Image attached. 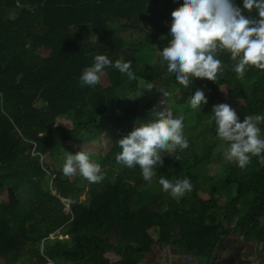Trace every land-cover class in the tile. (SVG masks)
<instances>
[{
  "label": "trees",
  "instance_id": "16d2710c",
  "mask_svg": "<svg viewBox=\"0 0 264 264\" xmlns=\"http://www.w3.org/2000/svg\"><path fill=\"white\" fill-rule=\"evenodd\" d=\"M182 2L0 0V259L5 264H143L157 245L200 257L204 264H224L217 252L226 251V236L264 245V166L252 157L245 169L227 160L216 175L204 168L218 145L206 115L213 105L231 100L242 101L234 108L241 121L264 115V70L249 67L241 81L232 71L236 62L223 52L217 81L177 84L157 51L171 39V12ZM236 3L242 8L241 0ZM245 15L255 18V9ZM121 27L132 31L122 33ZM96 54L113 62L131 60L136 79L108 68L109 84L81 87V71ZM127 81L157 85L184 117L189 148L178 152L179 160L177 153L162 152L157 172L172 181L190 178L192 190L182 198H171L155 180L149 187L138 167L116 163L117 141L134 127L131 115L144 113L147 105L160 112L159 95L138 107L123 87ZM196 88L208 99L201 110L189 107ZM61 116L73 123L71 130L58 125ZM75 133L85 142L111 138L110 149L96 158L101 181L78 173L65 177L46 162ZM222 196L228 226L219 216Z\"/></svg>",
  "mask_w": 264,
  "mask_h": 264
},
{
  "label": "clouds",
  "instance_id": "9594fccd",
  "mask_svg": "<svg viewBox=\"0 0 264 264\" xmlns=\"http://www.w3.org/2000/svg\"><path fill=\"white\" fill-rule=\"evenodd\" d=\"M241 2L242 8L237 6L236 0H183L171 12V39L163 50L158 49L157 55L177 84L187 88L195 78L217 81L218 73L224 71L219 58L223 52L236 62L232 71L241 81L249 67L264 70V0ZM253 9L255 18L245 15V10L251 12ZM108 68L118 70L129 80L136 79L131 60L120 57L113 62L105 54H96L92 63L82 69L79 85L95 88ZM145 88L150 92L153 85L149 83ZM164 98L168 101L167 93ZM206 104L208 99L204 90L196 88L189 107L201 110ZM151 115L153 119L149 122L134 121L133 129L117 141L120 151L115 155L116 163L127 168L138 167L149 187L155 180L161 191L171 198H182L192 190L190 178L172 181L157 172L164 163L162 152L177 153L175 159L179 160L178 152L189 148V139L184 134V117L174 116L169 107ZM206 116L215 126V137L221 142L227 161L245 169L252 157H256L264 166V130L261 128L264 115H246L241 121L236 109L222 102L213 105L211 114ZM61 170L65 177L79 173L89 182L103 179L101 165L93 162L89 152L84 150L75 154L66 152Z\"/></svg>",
  "mask_w": 264,
  "mask_h": 264
},
{
  "label": "rangeland",
  "instance_id": "374dc122",
  "mask_svg": "<svg viewBox=\"0 0 264 264\" xmlns=\"http://www.w3.org/2000/svg\"><path fill=\"white\" fill-rule=\"evenodd\" d=\"M76 30H81L79 26L75 27ZM131 29L121 27L120 32L122 33H128L131 32ZM91 37H94L93 34H89ZM101 82L103 84H109V75L107 72L104 73V75L101 78ZM136 81H127L123 87H125V90L128 91V94L131 96L132 100L134 102H137L138 107H141L140 105L147 103L148 100L152 98L153 95H159V99L157 102V108L159 111H165L167 110V107H169L173 113L174 116H179V108L174 104L172 96H168V101L165 100L164 95H161L159 90H157V85L153 86L152 90L149 92L145 87H140L135 84ZM139 97V100L137 99ZM233 108H239L242 104V101H235L231 100L228 102ZM150 106H144L142 113L140 110L137 111L136 114H132V125H134V121L137 119L142 120L144 122H148L149 117L152 116V109L149 108ZM58 125L61 127H64L68 130H71L74 126L73 123L66 119L65 117L61 116L57 119ZM107 123L110 125V127H114V125L110 124V121L107 120ZM262 130H264V125H261ZM120 132L121 129H118ZM184 134L186 136V126L184 129ZM264 135V133H262ZM78 134H73L71 139H68L61 148L60 154L56 155L52 158H47L46 162L51 165L56 171H62V164L64 161V158L66 156V152H70V149L74 151L78 150H84L89 152L90 158L93 162L96 163V158L98 154L101 151H108L110 147L112 146V140L111 138L104 137L103 141L97 142V141H91V142H85L82 141L81 138L77 137ZM66 151V152H65ZM222 161H226L224 155H223V146L221 145V142L218 140V145L214 151V155L212 159L207 163V165L204 167L206 172L210 174L211 176L216 175L218 172L221 171L222 168ZM79 174V173H78ZM86 180V179H85ZM207 188V185H204V189ZM55 191V190H54ZM85 188L83 189L81 193L82 198H86ZM2 203H7V197L6 192H3L1 196ZM226 204V199L222 196L220 197V206L222 207L221 211L219 212L220 220L224 222L226 226L229 224L224 221V209L223 207ZM68 208H66V211ZM235 220L232 222V225H234ZM54 236V235H53ZM52 236V237H53ZM225 245H226V251L224 252H217L219 260V263L224 264H264V245H260L256 242L247 243L244 241V239L237 235L232 234L229 236H226L225 238ZM0 264H5V262L0 259ZM15 264H25L24 262H18ZM47 264H54L53 262L47 263ZM143 264H204V260L200 257L195 259L194 257L188 256L186 253L179 252L177 249L169 246H163V245H157L153 248L152 252L148 254L144 260Z\"/></svg>",
  "mask_w": 264,
  "mask_h": 264
},
{
  "label": "water",
  "instance_id": "95a60500",
  "mask_svg": "<svg viewBox=\"0 0 264 264\" xmlns=\"http://www.w3.org/2000/svg\"><path fill=\"white\" fill-rule=\"evenodd\" d=\"M53 235H51V237H52Z\"/></svg>",
  "mask_w": 264,
  "mask_h": 264
}]
</instances>
